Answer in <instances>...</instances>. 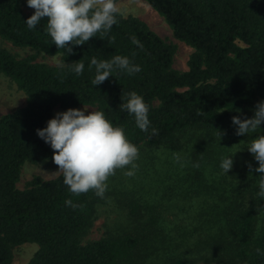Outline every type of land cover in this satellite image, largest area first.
<instances>
[{"label":"trees","instance_id":"trees-1","mask_svg":"<svg viewBox=\"0 0 264 264\" xmlns=\"http://www.w3.org/2000/svg\"><path fill=\"white\" fill-rule=\"evenodd\" d=\"M146 1L194 49L188 70L174 67L177 46L137 16L121 13L108 35L73 46L69 53L52 44L47 21L35 29L26 26L35 10L26 14L21 0H0L2 38L61 54L66 63L51 66L0 48V73L27 96L25 106L0 116V264H13L14 248L25 243L38 244L28 264H264L259 179L233 184L238 189L223 195V206L189 212L186 224L167 227L153 216L143 235L131 231L88 243L82 238L96 217L95 191L71 193L62 174L34 176L26 188L18 187L27 161L52 160L53 150L36 130L47 125L57 106L96 107L125 130L140 153L143 146L173 145L190 129L222 128L237 109L264 100V0ZM133 37L142 48L132 43ZM116 55L129 57L142 70L134 75L117 70L93 86L90 60ZM78 61L85 64L79 76L71 70ZM132 91L149 106L155 135L138 129L134 118L120 110L122 96ZM131 211L135 218L143 216L138 203H132Z\"/></svg>","mask_w":264,"mask_h":264},{"label":"rangeland","instance_id":"rangeland-1","mask_svg":"<svg viewBox=\"0 0 264 264\" xmlns=\"http://www.w3.org/2000/svg\"><path fill=\"white\" fill-rule=\"evenodd\" d=\"M21 4L26 14L34 11L28 7L27 0H21ZM117 5L124 16L141 18L168 43L176 45L174 67L179 71L188 70V62L194 49L175 36L164 16L148 1L119 0ZM0 48L8 49L19 58L33 56L36 62L51 66L66 65L61 54L49 55L30 47H19L1 36ZM258 101L240 109L236 115L251 117ZM26 104L27 96L19 85L0 73V116ZM86 106L89 107V112L96 109L94 106ZM83 107L81 105L78 108ZM66 110L57 106L53 110V116L58 111ZM235 131L231 120L222 128L187 130L178 136L173 145L167 144L156 149L143 146L135 161V174L129 177L124 174L129 169H118L115 175L108 178L104 195H95L96 217L82 242L88 243L107 235L131 231L143 235L153 216L158 217V223L174 227L182 225L183 221L188 223L184 218H187L189 212L216 205L223 206V195L238 189L233 188V184L258 179L259 175L252 170L258 163L246 149L251 137L237 136ZM259 131L262 132L261 129ZM230 155H233L234 167L229 174H225L220 170L219 163L222 157ZM249 162L252 169L248 167ZM57 171L58 166L53 160L27 161L22 168L18 187L26 188L34 176L55 178L61 174ZM134 202L140 205L143 216L135 218L132 214L131 206ZM37 250L36 243L16 246L13 250V264H28Z\"/></svg>","mask_w":264,"mask_h":264},{"label":"clouds","instance_id":"clouds-1","mask_svg":"<svg viewBox=\"0 0 264 264\" xmlns=\"http://www.w3.org/2000/svg\"><path fill=\"white\" fill-rule=\"evenodd\" d=\"M27 5L34 13L25 21L29 29H35L41 21H47L46 31L58 49L72 52L73 46L84 45L93 37L103 38L117 24L120 9L116 0H27ZM99 34V35H98ZM132 43L143 47L133 37ZM94 70L93 86L103 84L115 71L134 75L142 69L127 56L116 55L111 59L99 60L93 57L88 65ZM85 64L74 62L72 72L82 75ZM120 110L134 118L135 126L143 132L155 135L157 129L151 127L150 108L143 97L135 91L122 96ZM83 108H68L58 111L47 125L38 128L37 135L53 150L52 160L63 175V183L74 194L95 191L103 196L107 180L115 175L118 169L124 170L126 176H133L135 161L139 158L138 146L126 136L125 130L114 125L102 111H88ZM236 111H240L237 109ZM232 125L237 136L251 137L247 150L258 163L252 169L259 182L257 197L264 200V100L259 101L251 117H232ZM259 134V135H255ZM221 135V133H220ZM235 154V153H234ZM233 154V155H234ZM233 155L222 157L220 170L229 174L234 167ZM69 203H71L69 201Z\"/></svg>","mask_w":264,"mask_h":264}]
</instances>
